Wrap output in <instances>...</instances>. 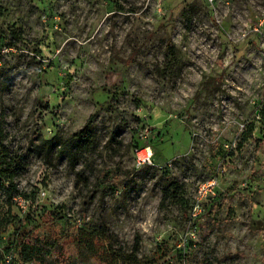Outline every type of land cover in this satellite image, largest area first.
<instances>
[{"label": "rangeland", "instance_id": "374dc122", "mask_svg": "<svg viewBox=\"0 0 264 264\" xmlns=\"http://www.w3.org/2000/svg\"><path fill=\"white\" fill-rule=\"evenodd\" d=\"M80 228L138 264H263L264 0H0V249L108 264Z\"/></svg>", "mask_w": 264, "mask_h": 264}, {"label": "trees", "instance_id": "16d2710c", "mask_svg": "<svg viewBox=\"0 0 264 264\" xmlns=\"http://www.w3.org/2000/svg\"><path fill=\"white\" fill-rule=\"evenodd\" d=\"M89 124H86L78 133L86 136V130ZM85 134V135H84ZM11 175V174H10ZM170 190L176 191L175 184L171 183L164 188V198H170ZM163 202V200H162ZM80 241H82L91 251L92 255L108 264H138L137 253L139 250L138 242L133 245L132 251L125 253L123 251L116 252L113 249L112 240L113 233H107L102 240L100 233L96 229L80 228ZM106 240V242H105ZM6 250L0 249V263L3 264L4 256L7 254ZM45 249L39 241H31L26 236H23L17 248V260L28 264L31 261L42 262ZM66 264V263H62ZM68 264V263H67ZM264 264V262H263Z\"/></svg>", "mask_w": 264, "mask_h": 264}, {"label": "built area", "instance_id": "2783aa9c", "mask_svg": "<svg viewBox=\"0 0 264 264\" xmlns=\"http://www.w3.org/2000/svg\"><path fill=\"white\" fill-rule=\"evenodd\" d=\"M212 1V0H208ZM135 160L138 164H148L152 161V154L151 150H149L147 147H138L134 150ZM216 180L215 179H208L206 182H203L201 186L199 187V193L196 197V200L192 207V212L190 219H195L203 209V196H213L215 194L216 190ZM203 191L206 194H202ZM203 195V196H202ZM4 263L3 264H12V256L10 254H7L4 256ZM28 264H37L35 261H31Z\"/></svg>", "mask_w": 264, "mask_h": 264}]
</instances>
